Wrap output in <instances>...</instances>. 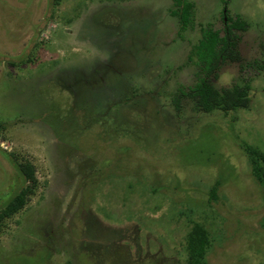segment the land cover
Returning a JSON list of instances; mask_svg holds the SVG:
<instances>
[{
  "label": "rangeland",
  "instance_id": "374dc122",
  "mask_svg": "<svg viewBox=\"0 0 264 264\" xmlns=\"http://www.w3.org/2000/svg\"><path fill=\"white\" fill-rule=\"evenodd\" d=\"M188 1L178 31L172 0H0V210L30 188L0 222V264H186L193 222L207 264H264L246 147L264 154V0ZM224 12L245 26L213 84H248L249 102L177 110Z\"/></svg>",
  "mask_w": 264,
  "mask_h": 264
},
{
  "label": "trees",
  "instance_id": "16d2710c",
  "mask_svg": "<svg viewBox=\"0 0 264 264\" xmlns=\"http://www.w3.org/2000/svg\"><path fill=\"white\" fill-rule=\"evenodd\" d=\"M175 8L172 14L179 22L178 31H182L192 22L193 4L188 0H172ZM223 34L217 29L208 28L203 30L202 37L198 41L195 53L199 61L201 76L199 82L189 90H179L172 100L177 110L181 107L183 99L191 100L195 110L203 113L214 111L228 112L245 108L249 102L248 84H232L228 88L218 90L213 84V78L218 77V70L223 64L230 60H238L237 50L238 32L244 29V21L236 17L232 19L228 13L222 14ZM4 127L0 122V130ZM248 148V159L250 161L251 174L260 186L264 207V154L252 148ZM25 180L35 181L34 171L31 165L20 166ZM30 188H20L0 210V222L10 217L25 203ZM121 228V227H120ZM115 230L118 235L124 229ZM106 230V229H105ZM104 230V231H105ZM109 230V229H108ZM111 230V229H110ZM210 246V237L207 230L198 222H193L185 236L186 264H207L206 253Z\"/></svg>",
  "mask_w": 264,
  "mask_h": 264
}]
</instances>
